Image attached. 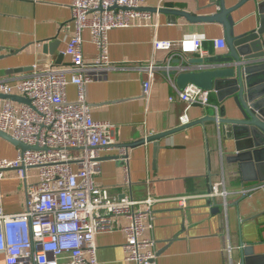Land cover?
Returning a JSON list of instances; mask_svg holds the SVG:
<instances>
[{"label": "crops", "instance_id": "obj_1", "mask_svg": "<svg viewBox=\"0 0 264 264\" xmlns=\"http://www.w3.org/2000/svg\"><path fill=\"white\" fill-rule=\"evenodd\" d=\"M220 0H144L140 10L147 17L133 20V25L107 34L108 57L114 69L101 73L87 87V101L95 122L109 123L114 129V144L100 152V174L95 183L112 198L128 194L135 200L154 197L152 220L144 221L143 237L154 242L156 264H239V249L251 247L259 264H264V183L254 177L264 175L249 162L237 161L234 142L221 139L213 123L195 124L148 142L127 148L153 135L176 130L185 104L176 100L173 90L176 70L175 53L152 49L154 40L179 41L183 37L204 38L202 59L228 56L222 23L198 21L220 11ZM71 0H0V81L15 86L34 70L41 71L52 59L55 68H69L64 52L73 35L67 29L71 19ZM224 9L232 10L234 36L255 31L260 25L259 6L264 0H222ZM264 6V5H263ZM186 12L191 20L174 16L173 21L158 10ZM155 11V12H154ZM195 18V19H194ZM264 37V34H263ZM224 39L225 50H216L213 42ZM264 39V38H263ZM82 58L93 62L96 49L89 32L81 36ZM201 59L186 55L185 61ZM156 66L151 96L142 91L144 68ZM191 68H199L193 65ZM255 86L262 85L254 78ZM209 106L194 104L187 112L189 123L214 116L220 107H233L231 98L219 103L210 92ZM13 96H19L15 89ZM68 101L76 99V89H66ZM5 100L0 99V108ZM17 107L19 104L12 103ZM120 149L125 157H120ZM17 147L0 136V159L13 160ZM38 171H27L26 182L15 171L6 172L1 182V203L7 214H20L25 206L26 184L35 185ZM215 183H222L229 194L227 203L207 197ZM241 192H247L241 196ZM179 197H187L185 207ZM211 200L209 203L208 201ZM122 226L127 220L121 219ZM151 227H148V225ZM121 231L98 234L95 238L99 264H125ZM0 264L4 256L0 255Z\"/></svg>", "mask_w": 264, "mask_h": 264}, {"label": "built area", "instance_id": "obj_2", "mask_svg": "<svg viewBox=\"0 0 264 264\" xmlns=\"http://www.w3.org/2000/svg\"><path fill=\"white\" fill-rule=\"evenodd\" d=\"M144 0H71L73 35L64 55L70 59L69 68H55L51 59L41 71L32 72L15 86L0 81V94L26 98L29 105L13 106L5 100L0 108V132L10 136L17 147L13 160L0 159V184L6 172L15 171L26 182L27 171H38L35 185L26 184L25 206L20 214H7L1 203L0 190V255L5 264H99L95 238L98 234L121 231L125 235L123 253L125 264H156L153 240L143 237L146 220L151 221L154 197L135 200L128 194L112 198L95 183L100 174V152L114 144L113 125L95 122L87 101V87L101 73L114 67L108 57L107 34L133 25V20L147 17L140 11ZM89 32L96 49L93 62L82 58L81 36ZM204 38L193 35L171 42L154 40L152 49L204 58ZM216 50H225L224 39L213 42ZM156 66L147 65L142 91L147 99L155 79ZM73 85L76 99L67 100L66 89ZM174 97L184 103L179 126L189 124L187 112L194 104L209 106L210 92L186 86ZM120 157L125 150L120 149ZM1 186V185H0ZM264 192V184L260 187ZM247 192H241L245 196ZM229 194L222 183H215L207 197L227 203ZM187 197H179L185 207ZM127 220L122 226L120 220ZM148 227H151L149 224Z\"/></svg>", "mask_w": 264, "mask_h": 264}, {"label": "water", "instance_id": "obj_3", "mask_svg": "<svg viewBox=\"0 0 264 264\" xmlns=\"http://www.w3.org/2000/svg\"><path fill=\"white\" fill-rule=\"evenodd\" d=\"M245 0H242V3ZM264 5V4H263ZM259 6L260 25L258 29L246 35L234 36V22L229 15L232 10H225L222 0L218 6L220 11L210 17L196 18L198 21L222 23L227 40L228 56L211 57L210 59L182 60L175 59L176 70L168 75L174 77V85L178 90L186 86L197 87L203 91L216 92L218 102L231 98L233 107L226 110L220 107L212 117L202 118L195 123H189L176 130L153 135L124 147L131 148L143 143H156L160 138L176 133L179 130L195 124L210 123L216 127L219 137L225 141H233L236 146L237 161H247L259 171L264 169V6ZM140 10H143L140 8ZM155 12V11H154ZM173 21L174 16L191 20L188 13L179 10L161 9ZM195 19V18H194ZM193 65L199 68H191ZM254 78L262 79V85L255 86ZM0 99L9 100L14 104L29 105L22 96H4ZM0 136L12 145L22 150H28L24 145L16 143L10 136L0 132ZM254 181L264 183V175L254 177ZM209 203L211 200L208 201ZM239 264H259L253 253L252 246L239 249Z\"/></svg>", "mask_w": 264, "mask_h": 264}]
</instances>
